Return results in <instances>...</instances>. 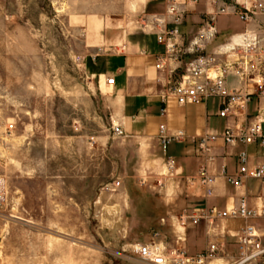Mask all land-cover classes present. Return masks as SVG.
Returning a JSON list of instances; mask_svg holds the SVG:
<instances>
[{
	"label": "rangeland",
	"instance_id": "obj_1",
	"mask_svg": "<svg viewBox=\"0 0 264 264\" xmlns=\"http://www.w3.org/2000/svg\"><path fill=\"white\" fill-rule=\"evenodd\" d=\"M146 1L0 0V264H149L130 247L155 238L197 257L213 242L219 223L208 236L207 225L181 220L175 205L189 198L182 180L168 176L158 139L138 145L132 133H113L116 87L107 81L121 43L146 37L147 19L163 12L164 0ZM198 17L187 24L186 44L207 21ZM215 24L208 53L245 25L222 16ZM200 107L218 112L216 101ZM163 200L176 211L170 215ZM171 216L182 234L165 225ZM227 246L237 257V246ZM212 262L232 264L222 256L205 264Z\"/></svg>",
	"mask_w": 264,
	"mask_h": 264
},
{
	"label": "built area",
	"instance_id": "obj_2",
	"mask_svg": "<svg viewBox=\"0 0 264 264\" xmlns=\"http://www.w3.org/2000/svg\"><path fill=\"white\" fill-rule=\"evenodd\" d=\"M165 12L162 16L147 19L149 27L161 28L156 34L157 43L164 47V53L158 57L156 70L169 71L176 80H170L161 97V115L167 114L169 104L179 107L207 106L210 102L218 103L215 117L226 122V127L220 133H205L197 137V151L206 163L201 167L196 178L187 180V185H199L203 197L211 199L214 196L213 185L215 177L210 173L214 167L221 142L224 149H238L237 171L227 174V166L221 168V176L234 187H241L247 181H253L264 191V164L251 165L247 152L248 147H256L264 152V3L247 5L238 0H206L205 12L207 21L202 24L197 35L186 44L182 32L188 16L196 13L201 0H164ZM237 17L245 24L255 23L256 29H246L242 45L231 50L221 51V47L208 48L217 40V17ZM126 48L121 47L120 53ZM187 57H191L187 61ZM238 82V87H230V80ZM108 85H115V78L108 79ZM253 112H250V108ZM117 137H123L125 132L119 126L113 128ZM186 134L179 131L170 134L166 125L159 127L158 144L164 157L166 172L171 179H177V166L174 159L167 157L169 147L182 143ZM263 156V153H262ZM145 186V183L141 184ZM114 188L122 187V182L113 184ZM4 200L0 194V206ZM181 220L197 227L205 222L211 229L221 220L241 221L243 227L234 237L238 256L231 255L227 243L222 238L209 245L203 255L189 256L184 248H167L160 252L157 245L161 243L155 238L150 243L139 245L133 253L143 262L149 264H205L217 256L229 259L232 264L256 263L264 259V206L261 209L251 208L245 198L237 206L224 212L216 209L199 210L194 215H182Z\"/></svg>",
	"mask_w": 264,
	"mask_h": 264
},
{
	"label": "crops",
	"instance_id": "obj_3",
	"mask_svg": "<svg viewBox=\"0 0 264 264\" xmlns=\"http://www.w3.org/2000/svg\"><path fill=\"white\" fill-rule=\"evenodd\" d=\"M156 0H147V4L155 2ZM239 3H245L247 5H253L255 3H264V0H238ZM163 12L155 13L153 17H159L164 14L165 6L161 3ZM211 12L208 10L205 3H201L196 10V13L186 18L182 28L184 38L186 40L187 31L193 32L187 24L191 22H201L200 14L205 12ZM235 18V17H234ZM259 22L264 21V17L257 18ZM197 28V27H196ZM195 28V29H196ZM246 29L255 30L256 24L249 23L243 25L238 31L240 33H233L225 41L229 42L235 35H243ZM148 35L146 37L138 34L133 36L130 42H122L121 45L126 48L125 53H119V58L115 61V68L113 70V76L115 78L116 89L114 90V115L119 121V127L123 129L125 133L134 134L133 141L141 145L148 141L146 139L158 138L159 127L166 125L170 134H175L179 131L186 134V139L182 143H175L169 147L167 157L172 158L176 162L177 174L182 180L183 188L182 192L189 198L182 204L175 205L177 208H182L183 213L187 216L194 215L199 210L210 211L216 209L218 212H224L225 210L237 206L242 198H245L251 208L259 210L256 203L257 200L261 201V207L264 206V191L253 181H247L241 187H234L226 182L225 177L221 176V168L223 165L227 166V174L231 175L237 171V154L238 149H224L221 142L217 143L218 149L216 151L217 161L214 167L210 170V173L215 177V183L213 185L214 196L208 199L207 203L203 206H199L191 197L196 194L203 196V191L199 185L191 186L187 185L186 181L198 176V172L206 161L198 156L196 138L204 135L205 133H220L226 127V122L222 128L216 125H211L210 122L215 116H211L208 112L201 111V107H179L175 103H170L167 109V114L162 116L161 109L163 107L161 97L165 92L170 80H176V75H170L169 71H157L155 66L158 57L164 53V47L159 45L156 40V34L159 33L161 28L149 27ZM146 31H143V34ZM219 47V46H218ZM230 87H238V82L230 80ZM110 87V86H109ZM250 112H253V108H250ZM218 119V118H217ZM221 120V119H218ZM223 121V120H222ZM159 145V144H158ZM139 147V146H137ZM160 148V147H159ZM247 152L251 159V165L264 164V152L259 151L256 147H248ZM263 153V156H262ZM164 157V156H163ZM163 159H166L165 157ZM177 178V179H178ZM161 204L168 213L172 214L176 211L175 207L170 201H161ZM261 209V208H260ZM170 214V215H171ZM165 225H174L179 229L182 234L185 228L176 225V220L171 216L169 219H164ZM231 221L221 220L219 225L213 231L210 244L215 243L217 240L224 238L227 245L229 241L234 244V237L240 231V224L234 221L235 227H231ZM242 223V222H241ZM243 224V223H242ZM199 226H205L202 222ZM208 236H210V229L208 230ZM180 238L184 235H177ZM179 239V238H177ZM214 239V240H213ZM180 240V239H179ZM179 242L180 245V241ZM178 244V243H177ZM174 248V247H170ZM190 253V250L183 246Z\"/></svg>",
	"mask_w": 264,
	"mask_h": 264
},
{
	"label": "bare ground",
	"instance_id": "obj_4",
	"mask_svg": "<svg viewBox=\"0 0 264 264\" xmlns=\"http://www.w3.org/2000/svg\"><path fill=\"white\" fill-rule=\"evenodd\" d=\"M243 39H244V36L243 35H235V36H233L232 37V39L229 41V42H227L226 44H223V45H221L220 47H221V51H225V50H231L233 47H235V46H238V45H242V43H243ZM109 86V85H108ZM111 87V86H110ZM256 203H257V205H258V207H259V209L261 208V201L260 200H257L256 201ZM228 221H233V220H228ZM133 251H137L138 249H139V245H137V246H131L130 247ZM155 250H158V251H160V252H164L165 251V245L161 242V243H159L158 245H157V248H154L153 249V251H155ZM217 261V260H216ZM223 261V260H222ZM215 262V261H214ZM214 262H212V264L214 263ZM218 262V261H217Z\"/></svg>",
	"mask_w": 264,
	"mask_h": 264
}]
</instances>
